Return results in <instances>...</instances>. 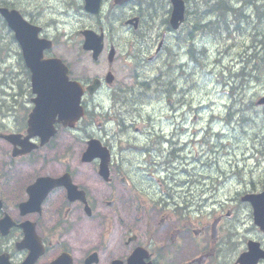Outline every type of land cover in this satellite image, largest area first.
<instances>
[{
    "label": "flooded vegetation",
    "instance_id": "1",
    "mask_svg": "<svg viewBox=\"0 0 264 264\" xmlns=\"http://www.w3.org/2000/svg\"><path fill=\"white\" fill-rule=\"evenodd\" d=\"M100 1V12L96 15L84 13L85 16L98 21L105 17L109 23L120 22L122 25L136 20L133 21L137 23L134 28L136 31L147 25V34L151 35L148 36V49L157 39L156 47L162 42L159 51L156 47L152 50V47L135 59L129 58L132 63L138 61L139 68L141 65L144 67L146 62L156 61L166 47L167 37L175 35L170 34L168 25L170 0H129L122 4H115L114 0ZM184 2L186 19L189 0ZM165 5L167 10H163ZM162 15H166V18L157 25ZM213 15L214 10L206 14L204 21ZM196 20L200 22L201 18L197 17ZM156 26H159V31L154 33ZM174 38L177 44L178 36ZM54 56L50 52L45 53V57ZM187 56L190 58V54ZM104 57L107 61V49L101 54V58ZM115 63V59L107 62L106 75L113 73ZM106 75L103 79L84 77L78 81L91 83L97 78L100 79L98 83H107ZM18 84L0 83V103L5 108V111L0 110V148H5L2 152L4 157L9 156L13 146L2 136L17 135L20 136L17 140L22 142L27 135L33 95L29 83H26L28 89L25 91L19 90ZM96 96L85 94L83 106L87 107L86 102ZM111 114L118 119L116 130H110L108 124L98 123L93 113H90L89 131L101 128L104 133L79 139L85 141V148L91 139L100 141L108 151L109 176L104 182L110 188L108 198L101 202L100 207L98 201L91 199L92 191L75 181L78 172L71 169L70 161L45 156L48 151L61 148V133L74 135L77 132L80 138V126L86 116L74 129H66L56 123L57 134L54 138L29 154L0 160V231L7 230L4 236L0 232V256L7 254L6 264H241L239 258L246 252L249 241L257 242L264 251V232L254 226L247 231L253 235L243 239L245 247L242 249L241 238L237 239L238 233L224 225L226 217H231L232 210L227 211L226 216L214 213L206 215L208 206L202 189L191 194L189 200L183 193L162 189L163 185L170 186L179 181L185 184L202 183L206 179L201 173L205 164L194 159L199 156L198 153L193 154L191 164L188 163L190 159L187 157L191 154L189 148L192 146H186V130L182 133L157 132L161 128L155 127L151 117L149 122L143 120L145 125L141 127L142 130L125 128L122 141L118 139L116 142L109 137L116 136L118 129L125 125L122 120L124 113L113 111ZM110 120L112 118H108L107 123ZM131 131L141 134L131 135ZM146 139L150 141L146 142ZM30 140L37 145L40 143V139L35 137ZM203 144L202 139L199 145ZM89 164L95 172L98 171L97 159ZM66 174L70 176L71 183L84 192L85 202H71L65 188L58 186L49 191L39 207L35 203L26 210L22 207V204L36 196L29 189L38 179L57 180ZM145 180L156 184L158 190L145 191L131 185H141ZM231 224L235 226V221ZM31 228L35 237L26 242V248H19L25 238V231ZM39 252L34 258L33 255ZM257 264H264V260H259Z\"/></svg>",
    "mask_w": 264,
    "mask_h": 264
},
{
    "label": "rangeland",
    "instance_id": "2",
    "mask_svg": "<svg viewBox=\"0 0 264 264\" xmlns=\"http://www.w3.org/2000/svg\"><path fill=\"white\" fill-rule=\"evenodd\" d=\"M191 1L198 8L191 6V15L179 34L177 44L196 34L195 36L198 37L194 40V57L186 56L189 55L186 47L189 44L188 40L179 48L175 35L169 36L159 58L154 62H147L137 77H134L130 70L132 64L129 58L135 53V48L140 49L142 46L144 49L143 41L149 36L145 35L148 32L145 28L147 25L134 32L120 22H107L105 17L100 21L90 19L82 11L80 0H0V4L10 7L15 4V8L27 13L34 22L46 27L57 41L53 52L70 65L72 76L76 79L104 78L107 71L105 57L99 59L98 63H93L90 56L81 50L79 44L82 41L80 30L104 31L105 36L108 37L107 42L111 41L118 49V57L113 66L115 83L112 90L104 85L92 99V104L99 106L96 110H103L102 113L97 114L95 120L103 124L107 118L112 117L113 111L124 113L122 120L125 125L118 129L116 136L109 137L116 142L118 139L122 141L125 128L142 130V118H146L147 114L153 118L155 127L161 128L157 132L182 133L181 131L186 130V146L193 147L189 148L191 151L190 156L188 155L189 161L192 162L193 154H199V158L194 159H201L206 164L201 171L206 179L202 183L187 184L177 180L179 182L170 186L163 185L162 189L183 193L184 197L187 195L186 200H189L195 191L202 189L205 192L204 200L209 199V210H206V215L214 213L226 216V212L232 210L230 219L227 217L224 225L238 233L237 239L241 238L243 249L245 247L243 236L253 235V233H245L252 225V215L250 207L242 203L240 197L245 193L260 192L264 184V110L255 105L256 100L264 95V76L254 77L256 61L252 56L256 52L253 48L257 45V35L264 31V0H225L230 14L224 17L228 24L227 31L224 18L216 23L202 21L201 23L205 22L206 26L195 22L194 11H197V17L201 18L205 5L201 3L202 0ZM210 1L215 3L216 0H207L209 3ZM237 8L240 9V12H237L239 15L233 12ZM163 10H167L166 5ZM206 14L203 17L205 19ZM214 17L215 15L211 19L215 20ZM165 18L166 15L160 16L156 24L158 25ZM246 21L250 23H244ZM158 27L156 26L154 33ZM152 49L154 50L155 47ZM184 61L186 64L183 70L186 75L182 73L178 76L180 69L177 71L172 67ZM241 67H245L244 71L248 70L247 68L253 70L242 83H238L235 78ZM0 68L1 81L4 79L8 83H19V90L28 89L26 83L29 81L18 48L1 19ZM143 80L146 86L142 88L137 82ZM130 90L138 92L133 99L129 96ZM140 93H142L140 100L135 101ZM167 101H171V104L169 105ZM250 104L252 105L249 106ZM0 108L1 111H5L1 103ZM89 110H93L91 105ZM244 110L246 112L243 115L245 116L243 122L234 119L228 124L219 120V117L228 113L233 114L235 118L240 117ZM89 114L80 126L82 131L80 138L77 132L74 135L61 133L59 136L61 148L48 151L45 156L49 159L70 161L71 169L78 172L75 181L92 191L91 199L98 201L100 206L101 202L108 198L110 187L97 177L98 174L91 164L78 163L85 149V141L79 139H88L89 136L96 134L102 135L99 130L89 131L87 127ZM107 124L110 130H116V123L110 121ZM216 134L219 137H216ZM200 139L205 140L204 145L192 143V140L196 142ZM149 141L150 139H146V142ZM64 144L65 150H63ZM3 151L5 148H0V160L11 158L10 152L8 157H4ZM131 185L138 189L143 188L145 191L158 190L156 184L148 180L141 185L139 183ZM234 220L235 226L231 224Z\"/></svg>",
    "mask_w": 264,
    "mask_h": 264
},
{
    "label": "water",
    "instance_id": "3",
    "mask_svg": "<svg viewBox=\"0 0 264 264\" xmlns=\"http://www.w3.org/2000/svg\"><path fill=\"white\" fill-rule=\"evenodd\" d=\"M87 9L92 11L97 0H86ZM94 3V4H93ZM173 12L170 24L173 29H177L183 21V3L181 0H172ZM90 4H93L91 7ZM0 13L5 18L8 26L15 32V38L21 46V51L26 67L31 73V84L33 93L36 95L34 99L35 108L33 109L31 118L33 120H42L47 122L43 128L52 127L53 119L58 116L59 121L64 126H72L82 115L83 111L80 107V98L82 89L78 83L68 80V69L59 59L42 58L43 50L50 47V43L46 40L38 39V29L32 27L25 22L16 11H8L1 9ZM84 43L83 49L93 52V59H97L102 49V36H97L91 31L83 32ZM113 56V50L110 52ZM111 78H107L110 82ZM98 87V83H93L88 87L91 93ZM257 104L264 105V97ZM45 112L50 113V119L45 116ZM48 138L50 132L34 133ZM27 150V149H26ZM92 151L89 149L84 155L83 160L92 159ZM100 174L106 176V166L103 162L100 165ZM67 179V178H66ZM68 188L70 199L74 200L75 188L70 187L69 183H63ZM253 207L254 223L264 230V192L260 195L247 199ZM1 207V204H0ZM249 251L241 256V264H255L259 258H264V253L258 252L257 245L248 244Z\"/></svg>",
    "mask_w": 264,
    "mask_h": 264
},
{
    "label": "trees",
    "instance_id": "4",
    "mask_svg": "<svg viewBox=\"0 0 264 264\" xmlns=\"http://www.w3.org/2000/svg\"><path fill=\"white\" fill-rule=\"evenodd\" d=\"M224 1L225 0H216L215 4L210 6V10H214V11H217L219 13H224L227 10V6L224 3ZM233 12L236 15H239V14H237V11L233 10ZM256 43H257V45L254 48V50L256 52H254L252 54V56L254 57V59L256 61L255 67H254L255 68L254 77L255 78H259L260 76H264V31H263V33H260V34L257 35ZM244 68L245 67H241L240 72L236 74L237 77L235 79H237L238 83H242V81L245 79V77L248 76L249 73L253 70V68H247L248 70L244 71ZM243 73H244V75H243ZM239 75L241 77H238ZM226 84L229 85L228 83H226ZM139 86L140 87H145L146 85L145 84H139ZM132 95L136 96V94H134L132 92L131 93L129 92V96L132 97ZM251 105L252 104H250L249 106H251ZM245 112H246V110L242 111L243 114L240 115V117L238 116L237 118H235V116H233L232 118H235L238 121L241 118L240 120L243 122V121H245V119H244L245 116H243L245 114ZM229 114H228V116H229Z\"/></svg>",
    "mask_w": 264,
    "mask_h": 264
},
{
    "label": "bare ground",
    "instance_id": "5",
    "mask_svg": "<svg viewBox=\"0 0 264 264\" xmlns=\"http://www.w3.org/2000/svg\"><path fill=\"white\" fill-rule=\"evenodd\" d=\"M213 2V1H212ZM225 3V2H224ZM213 4H215V3H213ZM229 4V3H228ZM227 4V5H228ZM237 6V5H236ZM230 7V6H229ZM232 7V6H231ZM234 11H237L238 13L240 12V9L239 8H237V9H235ZM211 12H213V10H211ZM211 12H209V13H211ZM215 12V17H216V19L215 20H212L211 18L214 16H211V18L209 19V20H207L206 21V23H210V22H214L215 21V23L216 22H218L219 20H221L222 18H224L227 14H229V9L227 8V10L224 12V13H219V12H216V11H214ZM230 15V14H229ZM235 16V15H234ZM210 17V16H209ZM214 17V18H215ZM195 22H197V20L195 21ZM224 22H225V29H226V31L228 30V24H227V22H226V19L224 18ZM212 24V23H211ZM202 25V24H201ZM202 26H206V25H202ZM210 28V27H209ZM159 31V30H158ZM152 34V33H151ZM198 34V33H197ZM196 35V34H195ZM192 36V37H187V38H185L183 41H181L177 46L179 47V48H181L184 44H186V40H188L189 41V44H187V52L190 54V58H191V56L194 54V52L193 51H195V48H194V40H195V38L196 37H198V36ZM178 36V39H177V42H178V40H179V34L177 35ZM184 36H185V34H184ZM254 49V48H253ZM145 66V65H144ZM237 73H239V72H237ZM236 73V74H237ZM239 77V76H238ZM130 93L132 92V93H134V94H137V93H135V91L134 90H130L129 91ZM132 99L133 98H135V96L134 95H132V97H131ZM229 114V113H228ZM233 117V114H229V116L228 115H225V116H222V117H219V120H220V122H227L228 124L229 123H231L235 118H232ZM213 119V118H212ZM214 119H216V118H214ZM241 119V118H240ZM239 119V121H241ZM246 121H248V118H246ZM242 122V121H241ZM212 123V122H211ZM211 123H210V125H211ZM214 123V122H213ZM216 126V125H215ZM184 136V135H183ZM194 136H195V133H194ZM176 137V136H175ZM180 137V136H179ZM216 137H219V135L218 134H216ZM175 140V139H174ZM178 140V139H177ZM176 140V141H177ZM202 139H200V140H198V141H193V143H195V144H199L200 143V141H201ZM204 140V139H203ZM180 141V140H179ZM185 141V140H184ZM204 144H205V140H204ZM203 144V145H204ZM182 145V144H181ZM183 147V146H182ZM177 149V148H176ZM181 150V149H180ZM137 155V154H136ZM135 155V156H136ZM179 155V154H178ZM190 156V155H189ZM185 157V156H184ZM187 157V156H186ZM185 157V158H186ZM196 157H199V156H196ZM188 158V157H187ZM202 158V157H201ZM184 159V158H183ZM189 160V159H188ZM182 161V160H181ZM186 161V160H185ZM191 162V161H190ZM190 162H188V163H190ZM186 163V162H185ZM191 164V163H190ZM194 164H196V163H194ZM190 167V166H189ZM191 174H192V172H191ZM182 186V185H181Z\"/></svg>",
    "mask_w": 264,
    "mask_h": 264
}]
</instances>
